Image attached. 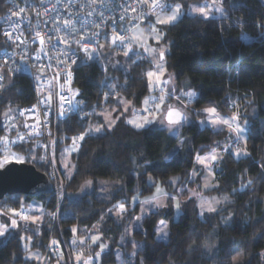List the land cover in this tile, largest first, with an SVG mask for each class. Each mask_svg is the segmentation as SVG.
Here are the masks:
<instances>
[{
	"label": "trees",
	"instance_id": "obj_1",
	"mask_svg": "<svg viewBox=\"0 0 264 264\" xmlns=\"http://www.w3.org/2000/svg\"><path fill=\"white\" fill-rule=\"evenodd\" d=\"M220 5L227 12L225 18L185 16L162 29L165 46L162 62L172 75L171 89L178 96L195 91L197 96L190 107L199 113L182 108L190 122L176 136H167L151 127L134 129L120 116L112 129L85 135L77 152L71 155L73 174L67 180L58 167L61 147L97 122L94 112L119 107L116 97L106 100L104 92L115 91V96L139 111L149 94L146 73L152 68L141 54H134L132 47L123 65L106 66L104 71L101 61L108 49L113 50L105 45L100 47V58L81 60L76 65L77 112L64 121L53 120L51 125L56 168L62 182L59 184L56 179L57 197L53 189L49 195H13L0 202V223L8 226L0 237V264H41L45 255V264H57L58 260L59 264H72L68 255L83 252L84 256H94L100 251L99 244L91 245L85 237L95 225L101 236L99 243L107 245L98 264H115L119 252L124 264H264L261 255L264 253V0H224ZM5 9V2L0 0V17ZM244 36L248 39H243ZM4 47L0 34V50ZM32 102L28 81L15 78L12 85L0 88V119L7 109ZM205 107H215L222 117L239 116V122L246 128L247 155L236 158L232 149L220 154L222 159L214 165L218 187L206 194L225 195L230 201L219 207L218 212L201 217L187 191L194 183L189 176L197 166L196 154L204 155L234 137L226 128L200 127L198 121L206 116L201 111ZM119 113L116 110L113 116ZM13 151L23 157L22 162L34 165L50 177L35 150L19 146ZM149 177L155 185L177 195L180 213L175 219L169 199L167 207L148 213L138 229L126 231L127 223L138 216L139 205L130 204L131 198L137 194L145 198L153 193L155 186L148 183ZM174 177L180 180L171 186ZM101 180L118 183L103 196L97 187ZM87 181L92 183L86 184ZM182 184L186 187L177 194ZM242 185H246L243 191ZM33 200L42 207V219L28 225L17 221V227L12 228L11 220L15 218L9 206L23 208V204ZM120 201L126 204L127 212L118 222L108 209ZM57 202L56 223L51 228L47 219ZM229 216L231 219L225 223L222 217ZM160 221L167 225L165 241L156 237L155 228ZM73 227L77 229L75 234L71 231ZM80 238H85L83 245L70 244ZM23 244L39 260L26 259Z\"/></svg>",
	"mask_w": 264,
	"mask_h": 264
},
{
	"label": "built area",
	"instance_id": "obj_2",
	"mask_svg": "<svg viewBox=\"0 0 264 264\" xmlns=\"http://www.w3.org/2000/svg\"><path fill=\"white\" fill-rule=\"evenodd\" d=\"M3 1L6 4V9L0 17V34L4 39L5 47L0 50V71H2L4 79L0 80V88L5 85L10 86L15 78L22 77L30 85L33 102L26 106L13 108V110L12 108L7 109L5 112L7 116L4 114L0 119V158L3 153L19 146L35 150L40 161L45 163L49 170V179L57 197V168L51 125L53 120L64 121L73 117L77 112L76 107L74 111H68L65 116L60 115V106L63 103L61 96L68 99L75 97L73 104L75 105L77 102V88L74 86L76 65L81 60H95L101 57L97 41L99 45H105L107 48L116 49L121 53L128 50L125 44L140 48L136 41H132V32L144 24L148 18L163 11L167 2L166 0H156V6L152 7V0H148L147 4L142 3L141 0ZM208 1L220 4L224 0ZM121 16L124 17L123 20L120 19ZM65 20L71 22L69 27H65ZM73 28L76 31H73ZM5 32L11 33V40L4 35ZM37 33L44 37L43 45L40 44ZM94 33L97 35H93ZM117 34L125 38L124 44L119 41L115 44L112 43L113 36ZM81 36L84 37L81 43L87 42L90 38L89 48L97 49L91 59L79 51L76 41L80 40ZM64 40H67L68 44H65ZM37 55H39V59H36ZM141 58L149 62L148 56L144 52L141 53ZM72 60H76V63H72ZM10 68H19L20 71H8ZM175 97L172 96L173 100L177 102ZM181 98L183 99L179 103L177 102L178 105L180 104L179 106L183 109H190L191 102L187 97ZM69 107L68 104H64V109L67 110ZM230 109L233 108L230 107ZM230 133H233L234 137L218 145L216 147L218 153H223L224 147L228 145H231L230 150L240 148V140L236 141L235 139L236 133L231 131ZM20 136L24 137L23 141L18 139ZM80 143L81 141L77 140V148ZM57 207L58 202L48 216L47 221L51 228L56 223ZM9 209L20 213V215H14L10 211L16 221L27 223L22 219V216H27L23 208L9 206ZM45 258L46 255L41 264H45Z\"/></svg>",
	"mask_w": 264,
	"mask_h": 264
},
{
	"label": "snow or ice",
	"instance_id": "obj_3",
	"mask_svg": "<svg viewBox=\"0 0 264 264\" xmlns=\"http://www.w3.org/2000/svg\"><path fill=\"white\" fill-rule=\"evenodd\" d=\"M142 3L147 4L148 0H141ZM152 7L156 6V0H152ZM21 11H23V9H21ZM133 11H135V9H133ZM180 11H181V5L177 4L175 6V10L172 11L171 15H168L164 18H158L156 20L157 24H171L174 21H176L177 19H179L180 17ZM192 12H196L199 13L203 18L207 19L209 18V13L210 11H214L217 13H220L221 15H223V10L219 7H214L213 5H209V4H204L201 7H196L191 9ZM215 18V17H212ZM121 20L124 19L123 16L120 17ZM64 25L65 27H69L71 25V22L68 20L64 21ZM57 31H59V29H57ZM73 31H76V29L73 28ZM156 28L153 27L152 28V32H156ZM4 35H6L10 40L12 39L11 33L5 32ZM37 38H39V42L41 45H43L45 43V39L44 37H42L40 35V33H37ZM93 35H97V34H93ZM161 35L157 34L155 39L157 41V43L159 42V40L161 39ZM243 39H248L247 36L242 37ZM49 39H51L49 37ZM84 40V37L81 36L80 40H77L76 43L79 46V51H82L83 53H85L86 56H88L89 59L92 58V54L97 50L96 48H89V44L91 43V39L89 38L87 42L81 43V41ZM139 40V37L133 36L132 37V41L135 42ZM117 41H119L121 44L125 43V38L119 34L114 35L112 38V43L115 44ZM23 42V41H22ZM65 44H68L67 40L63 41ZM97 45L98 47H103L102 45L98 44L97 41ZM125 47L128 49L127 51L124 52L125 56L129 55V51H132V45L131 44H125ZM43 50V49H41ZM145 52H149L151 53H155L156 49L151 48V47H146L144 48ZM159 60L163 61L165 58V51L163 49H161L159 51ZM36 59H39V55H37ZM72 63H76V60H72ZM133 63H136V61L134 60ZM157 69H161L162 65L157 64L156 65ZM8 71H14V72H19L20 69H8ZM163 75V72H159V74L157 72L154 71H148L146 73V76L148 78V87L150 91H156L157 89H159V91L161 92V94L157 97V96H152L150 99H145L144 101V107L137 112L135 109H131L132 110V118L127 120V123L131 124L133 127L137 128V129H144L152 124L155 123H159L161 125H166L167 129L169 132H172L173 134L177 133L180 129V127H182L185 123L188 122V117L185 114V112L183 110H181V108L175 107L171 104H168L166 101V95H172L175 93V89H170L168 93H165V90L163 88V83H166V81L162 82L160 80V76ZM155 77V80L153 79ZM4 79L3 73L2 71H0V80ZM37 79H39V77H37ZM70 79V77H69ZM76 95H79L78 90L76 91ZM197 96V93L195 91H186V92H182L181 96H176V100L179 103L181 101V97H187L188 101L191 102L195 97ZM109 98V94H105V99L107 100ZM49 99H51V97H49ZM75 99V97H73V99H68L67 97H63L61 96V100L63 101V103L61 104V112L60 115L61 116H65L66 113L68 111H74L76 107H78L79 102L77 101L76 104H73V100ZM158 101V102H157ZM119 104L123 106V112L127 113L129 112L131 105L129 102L124 101L122 98H119L118 100ZM64 104H68L70 107L69 109H64ZM151 104L152 107H148V105ZM186 107V106H185ZM116 108H112L111 111H106V112H101L98 113L101 116H104L105 118V123L104 124H96L94 126L90 125L87 130L86 133L81 134L79 137H73L72 138V142H73V150H75V148L77 147V140L82 141L85 137L86 134H93V133H100L104 130L110 129L116 122V120L120 119V116H116L115 119L112 118L111 113L112 112H116ZM195 111V110H194ZM202 113L207 114L206 120H202L200 121L201 125H205V124H209V125H226L228 127V129L231 132L236 133V141H239L241 139H244L245 145L247 143L246 141V130L245 128H242L240 126V124L237 122L239 120V116L237 114H234L232 117L230 118H226V117H222L220 116V114L217 112V109L215 107H205L202 110ZM23 114V113H21ZM5 116H7V113H5ZM26 127H28V125H25ZM18 139L20 141H23L24 137L20 136L18 137ZM13 143H15V141H13ZM231 148V145L225 146L224 147V152H229ZM234 154L236 155V157H241V156H245L247 155V151L245 150H240V149H235L234 150ZM173 155H175V153H173ZM169 157H166V159ZM17 162H22L23 161V157H15ZM196 163L198 165H202L203 168L207 171V176H210L212 174V168L214 165H216L218 163V161L220 159H222L221 155L217 152V148L213 147L208 153L201 155L200 153L196 154ZM9 161L7 158H5L2 162H0V168L4 167L5 164H7ZM65 167H67V165H65ZM201 175L200 171H198L196 168L193 169L192 173L190 174L189 178H195L196 176ZM207 176H205V183L202 185V188L204 189H215L218 187V185H216L215 183H209L207 182ZM180 180V178H173L171 183V186H175V184L177 183V181ZM149 181L152 183V186L156 187V193L148 198H145L144 200H140L139 199V194L135 195L132 197L131 199V203L132 204H137V202L140 205V212L141 214L134 217V219L139 222L142 219H144V217L149 213V211H151V209H159V208H165L167 207V200H171L174 202V207L179 210L180 209V201L177 199V195H171L169 196V194L167 192H165L160 186L155 185V182L152 181V178L149 177ZM91 181H87L86 184H91ZM248 183H251V181H249ZM186 187V185H181L180 188L177 189V194H179L180 192H182L184 190V188ZM198 187H201L198 185ZM246 187V185H242L241 186V191L244 190V188ZM189 199L191 200L193 197L197 198L199 200V208H200V216L203 217L205 212L208 213H215L218 212V205H220L222 202H226L228 201V197L224 196L221 199H217L215 197L212 198L211 201H209L208 199H206L205 197H203L198 191L196 190H192L189 189ZM61 195H63V193H60ZM147 206H150L147 207ZM9 211L13 212L14 215H20V213L15 212V210L13 209H9ZM108 212L111 214L116 215L117 217L123 219L124 215L127 212V207L126 204L123 201L117 202L115 203L112 208L108 209ZM54 216V214H53ZM22 219L24 220H29L31 219L32 223H36L40 218L39 217H28V216H22ZM103 219V217L101 218ZM222 219L225 221V223H227L228 220L231 219V217H227V218H223ZM11 227L12 228H16L17 227V221L15 219L11 220ZM95 227V226H94ZM8 226L5 224H0V237H3L5 235V232L7 231ZM167 229V225L165 224L164 221H160L159 224L156 226L155 228V232L158 236L159 239H166L168 237V232L166 231ZM72 233L75 234L77 232V229L75 227H73L71 229ZM21 239H24L23 237H21ZM30 239V238H29ZM123 239V237H122ZM98 240H100V236L99 235H95L91 237V242L92 244H95ZM84 239H81L79 241L80 244H84ZM53 244H56V241L52 242ZM73 245L77 244V241L74 239L72 241ZM27 248V246H25ZM107 247V245L101 243L99 245L100 251L95 253V256H88L87 258L84 257L83 252H80L76 255V261L80 262L82 261L83 264H94L95 262H98L101 256V253L104 252V249ZM133 255H135V253H133ZM262 256H264V253L261 254ZM60 258L62 259V253L60 255ZM26 259H39V257L36 254L33 253H29V255L26 257ZM57 264H59V260L57 261Z\"/></svg>",
	"mask_w": 264,
	"mask_h": 264
},
{
	"label": "rangeland",
	"instance_id": "obj_4",
	"mask_svg": "<svg viewBox=\"0 0 264 264\" xmlns=\"http://www.w3.org/2000/svg\"><path fill=\"white\" fill-rule=\"evenodd\" d=\"M206 3L209 4V5H213L214 7H219V8H221L223 10V8L221 7L220 4H216V3H213V2H209L208 0H204L201 3H186V2L180 1V0L167 1V6H166V8L163 11H161V12L153 15L152 18H150L148 21H146L141 26L137 27L132 32V34H131V37H133V36L139 37V40H137L136 42L139 44L140 48H135L134 54L135 55H137V54L140 55L142 52H144L148 56L149 62L152 65V68L149 71H154V72H157L158 74L161 71L163 72V75L160 76V80L162 82H164V81L167 82V84L166 83H163V85L165 86L164 87L165 93H168L169 90L172 88L173 80H172V75L168 74L164 62H162L161 60H159V55H158L159 54V51L161 49L165 50V46L162 43V39H163V30L162 29L164 27H168V26L174 25L176 22H178L180 19H182L185 16L186 17L199 16V17L203 18L199 13L192 12L191 9L196 8V7H201L204 4H206ZM177 4H180L181 5V11H180V17H179V19H177L176 21H174L171 24H157L156 23V20L158 18H164V17H166L168 15H171L172 14V11L175 10V6ZM226 16H227V12H225L224 10H223V15H221L220 13L214 12V11H210L209 18H207V19H211L212 17H215V18H212V19H221V18H225ZM203 19H205V18H203ZM153 27L156 28V30H157L156 32H152V28ZM157 34L161 35V37H162L159 40L158 43H157V41L155 39V37H156ZM146 47L154 48V49H156V52L155 53H151V54L149 52H145L144 51V48H146ZM126 60H127V56H125L124 53H121V52L117 51L116 49H113V50L108 49L107 50V55L105 57H103V59L101 61L102 62L101 64L103 65L102 66V69L105 71L106 66L107 67H118V66H121V65H123L126 62ZM157 64L162 65V68L161 69H157L156 68V65ZM105 78H106V76H105ZM146 78H147V76H146ZM153 79L155 80V77ZM147 84H148V78H147ZM148 93L149 94L144 98V100L142 102L141 109L144 107V101H145V99H150L152 96H157L158 97L161 94V92L159 91V89H157L156 91L153 92V91H150L149 90V87H148ZM103 94H104V96H105V94H109V97L110 96L116 97V103H117V105H119V107L114 106L113 108H116L117 110H120L119 116H122V115L124 116V122L127 125H129L130 127L134 128V129H137V128L133 127L131 124L127 123V120L130 119V118H132V110L130 108L129 112H127V113H124L123 112V106L120 105L119 102H118L119 98H121V97L115 96V91H113L112 93L104 92ZM172 96H178V95H174V94H172L170 96L169 95H166V101H167V103L168 104H171V105H173L175 107L181 108L179 106L180 104L178 105V103L175 100H173ZM170 98L173 101H171ZM181 99H183V98H181ZM123 100L126 101L125 99H123ZM126 102H128V101H126ZM148 106H151L152 107L151 104H149ZM111 109L104 108V109H101L98 112H94V115L98 118L99 121L97 120V122L91 123V124H89V126L90 125L94 126L96 124H104L105 123L104 116H101L98 113L106 112V111H111ZM12 110H13V108H12ZM183 110H185V109H183ZM188 110L190 112H192L193 114H198L199 113L196 110L194 111V109L191 108V107ZM139 111H137V112H139ZM114 113L115 112H112L111 113V116H112L113 119H115V117L113 116ZM187 117H188V122H190L189 115ZM206 117H207V114H206V116L203 119H201V120L198 121L200 127L209 126L213 130H219L221 128H226L227 129V126L226 125H209V124L201 125L200 124V121L206 120ZM226 118H228V117H226ZM237 122L240 124V126L242 128H245L244 124H241L239 122V120ZM114 125L110 129H112L114 127ZM150 127L151 128H155V129L160 130V131H163L167 136H176L181 131V127H180L179 131L177 133L173 134L172 132H169L168 131L166 125H161L159 123L152 124V125H150V126H148L146 128H150ZM110 129H107L106 128V130H110ZM106 130H104V131H106ZM245 130H246V128H245ZM104 131H102V132H104ZM102 132H100V133H102ZM95 134H99V133H93L92 135H95ZM240 143H241V146L238 149H240L242 151L245 150V148H244V139H241L240 140ZM73 147H74L73 146V142L71 140L70 143L62 146L61 149H60V152H59V161H58L59 163H58V167L60 169V172L62 174V177L65 178V179H67V180L73 174V162L71 160V155L73 153H76V151H77V147L75 148V150H73ZM219 154H222V153H219ZM233 154H234V151H233ZM234 156L236 157L235 154H234ZM15 157H21V155L18 154L17 152H15V151H13V150L7 151V152H5V153L2 154V157L0 158V162H2L5 158H7L8 161H16ZM241 157H243V156H241ZM236 158H238V157H236ZM65 165H67V167H65ZM197 166H196V169L198 171H200L201 175L196 176L195 178H191V181H193L194 183L190 187L187 188V191L189 189L196 190L203 197H205L206 199H208L209 201H211L213 197H215L217 199H221L222 197H224L225 195H215V194L211 195V194H206L207 191L211 190V189H204V188H202V185L205 183V176H207V171L203 168L202 165H198L197 164ZM174 178H177V177H174ZM57 179H58V183L61 184L62 183L61 182V177L59 176L58 172H57ZM172 179H171V181H172ZM207 182H209V183H215L216 184L215 178H214V166L212 168V174L210 176H207ZM117 183L118 182H116V181L101 180V181L98 182V186H97L98 187V191L101 194H103V196H105V195H107L111 191L112 187L115 186ZM148 183H151V182L148 180ZM198 185L201 186V187H198ZM161 188L165 192H167L169 194V196L176 195L175 193H171V192L166 191L165 188H163V187H161ZM155 193H156V187L154 188L153 193H152L151 196H153ZM188 194H189V191H188ZM151 196H149V197H151ZM145 198H148V197H145ZM145 198H139V199L140 200H144ZM192 199L195 200V202H196V204H197V206L199 208V200L197 198H195V197H193ZM229 201H230V199L228 197V201L222 202L217 207L219 208V207L225 205L226 203H228ZM172 203H173V208L175 210L174 217H175V219H177V217H178V215L180 213V210H177L174 207V202L173 201H172ZM147 207L150 208V206H147ZM23 210L26 212V215L28 217H30V218L31 217H39L40 218L39 220L42 219V215H43L42 207L35 200H33V201H31V202H29L27 204H23ZM155 210H157V209H151V211H149V213L152 212V211H155ZM199 213H200V208H199ZM205 213L207 214L208 212H205ZM140 214H141V212H140V205H139L138 215H140ZM112 215L116 219V221L119 222L121 220V218L117 217L116 215H114V214H112ZM25 222H27V225L30 224V223H32L31 219L26 220ZM47 224H48V222H47ZM139 224H140V221L137 222L134 219L132 222L127 223V225H126V227H127L126 231L129 230V232H132L133 230L138 229L139 228ZM94 228L95 229H93V231L91 233H89L87 237H85L86 239L89 240V243L91 245H94L91 242V237L92 236H95V235H99L100 236V234L98 233V230H97L98 225L97 226L95 225ZM156 237H157L158 240H162V241H165L166 240V239H159L158 236H157V234H156ZM85 238H80L79 241L81 239H85ZM79 241L77 243L79 245H83V244H80ZM70 244L73 245L72 244V241H71ZM95 244H99L100 245L101 243H99V240H98ZM25 246H27V248ZM23 247H24L25 250H27L26 257L29 255V253L35 254L33 251H31L30 249H28V245L23 244ZM76 255L77 254L75 253L73 256H71V255L69 256L68 255L67 257H68V259L71 260L70 262H72V264H83L82 261H80V262H77L76 261ZM91 256H93V255H91ZM84 257L87 258L88 255L87 256H84ZM115 259H116L115 264H124V258L122 257V255H121L120 252L116 254ZM36 260H39V259H36ZM61 260H63V257H62ZM96 264H98V262H96Z\"/></svg>",
	"mask_w": 264,
	"mask_h": 264
},
{
	"label": "water",
	"instance_id": "obj_5",
	"mask_svg": "<svg viewBox=\"0 0 264 264\" xmlns=\"http://www.w3.org/2000/svg\"><path fill=\"white\" fill-rule=\"evenodd\" d=\"M52 190L53 184L49 177L34 165L9 161L0 168V202L13 195H49Z\"/></svg>",
	"mask_w": 264,
	"mask_h": 264
},
{
	"label": "crops",
	"instance_id": "obj_6",
	"mask_svg": "<svg viewBox=\"0 0 264 264\" xmlns=\"http://www.w3.org/2000/svg\"><path fill=\"white\" fill-rule=\"evenodd\" d=\"M76 152H77V151H76ZM131 199H132V198H131ZM130 204H132V203H131V200H130ZM137 204L139 205V203H138V202H137Z\"/></svg>",
	"mask_w": 264,
	"mask_h": 264
}]
</instances>
